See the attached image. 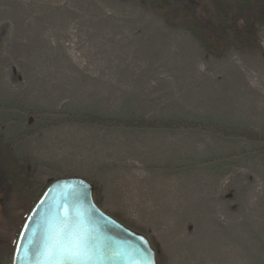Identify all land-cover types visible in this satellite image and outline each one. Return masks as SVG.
Here are the masks:
<instances>
[{"label": "rangeland", "instance_id": "374dc122", "mask_svg": "<svg viewBox=\"0 0 264 264\" xmlns=\"http://www.w3.org/2000/svg\"><path fill=\"white\" fill-rule=\"evenodd\" d=\"M170 1L0 0V264L67 177L157 264H264V19L214 55L180 23L239 2Z\"/></svg>", "mask_w": 264, "mask_h": 264}, {"label": "water", "instance_id": "95a60500", "mask_svg": "<svg viewBox=\"0 0 264 264\" xmlns=\"http://www.w3.org/2000/svg\"><path fill=\"white\" fill-rule=\"evenodd\" d=\"M94 185L80 177L49 183L27 212L14 242L10 264H40L49 225L62 211L82 221L93 264H157L150 240L104 212L93 199Z\"/></svg>", "mask_w": 264, "mask_h": 264}, {"label": "trees", "instance_id": "16d2710c", "mask_svg": "<svg viewBox=\"0 0 264 264\" xmlns=\"http://www.w3.org/2000/svg\"><path fill=\"white\" fill-rule=\"evenodd\" d=\"M137 1H139V3L143 6L148 7L150 10L154 11L156 14H159V16L166 22H168V18L170 17V15L178 14V12H180V9L174 7V4H172L170 0ZM237 1L239 2V5L237 7V10L235 11L236 13L230 14L231 19L229 20L227 25L216 27L210 24V27L208 28L205 27L202 22H199L200 20L197 21L195 19L191 22L183 21L180 23V26L190 32L207 52L213 53L214 55H219L224 51H222L223 47L235 43L237 39L241 37V35L251 33V35L254 36V20L259 17L261 19H264V10H262L264 9V0ZM244 6L250 7L248 10H246V14H251V17L249 19L242 15ZM258 9H260V11L262 12L260 16L257 15ZM231 12L232 11L227 10V13ZM252 36L250 37L251 41L253 38ZM245 42L248 44L249 41L245 40Z\"/></svg>", "mask_w": 264, "mask_h": 264}, {"label": "snow or ice", "instance_id": "6c2138e0", "mask_svg": "<svg viewBox=\"0 0 264 264\" xmlns=\"http://www.w3.org/2000/svg\"><path fill=\"white\" fill-rule=\"evenodd\" d=\"M91 252L82 221L62 211L59 221L49 225L40 264H93Z\"/></svg>", "mask_w": 264, "mask_h": 264}, {"label": "flooded vegetation", "instance_id": "af4514ba", "mask_svg": "<svg viewBox=\"0 0 264 264\" xmlns=\"http://www.w3.org/2000/svg\"><path fill=\"white\" fill-rule=\"evenodd\" d=\"M28 212V211H27Z\"/></svg>", "mask_w": 264, "mask_h": 264}]
</instances>
